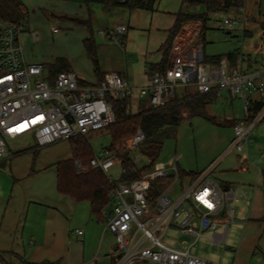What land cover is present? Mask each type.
<instances>
[{
    "label": "built area",
    "instance_id": "obj_1",
    "mask_svg": "<svg viewBox=\"0 0 264 264\" xmlns=\"http://www.w3.org/2000/svg\"><path fill=\"white\" fill-rule=\"evenodd\" d=\"M239 1L244 5L245 0ZM243 5L232 11L237 16L223 15L219 29L243 24L246 14ZM51 30L58 32L54 27ZM22 31L23 22H0V160L6 154L7 141L31 136L35 147L40 149L107 129L115 121L107 96L122 99L135 95L146 100L150 110L159 111L187 94L214 93L220 98L225 91L241 104L242 117L232 127L231 141V148L238 154L247 153L251 133L264 120V67L243 73L230 67L227 58H221L218 65L205 62L200 40L187 42L175 36L165 70L153 74L144 86L132 88L115 73L105 74L102 82L95 85H81L72 71H62L51 78L42 65L25 62L19 42ZM126 31L125 25H116L98 34L120 43ZM33 38L38 37L33 35ZM254 104L261 106L250 118ZM143 139V133L137 130L125 141L124 150L134 155ZM120 164L114 153L103 149L93 154L87 168L100 169L111 180L110 169ZM75 168L77 173L87 169L78 162ZM240 170H245V166ZM210 174L211 170L201 173L178 192L172 190L180 180L176 165L170 170L144 172L129 183L114 182L109 209L104 213L105 230L115 237L112 264H215L192 254L191 250L205 238L206 231H211L206 237L211 245L221 246L226 242L229 226L236 220L230 203L238 199L236 190L220 187L209 178ZM169 179L174 181L161 191L152 186L153 182ZM239 197L247 200L243 191ZM170 227L190 241L165 245L161 237ZM76 233L81 235L82 231Z\"/></svg>",
    "mask_w": 264,
    "mask_h": 264
},
{
    "label": "rangeland",
    "instance_id": "obj_2",
    "mask_svg": "<svg viewBox=\"0 0 264 264\" xmlns=\"http://www.w3.org/2000/svg\"><path fill=\"white\" fill-rule=\"evenodd\" d=\"M99 1L21 0L27 11V16L23 20V31L19 35V42L26 62L42 65L45 73H48L49 66L54 64L56 59H64L68 68L76 74L78 79L87 82L94 81L96 78L93 66L82 44L83 40L89 36V32L84 26L69 21L71 19L87 20L90 22L96 45L98 41L113 45L111 49H106L101 53L100 57L97 52V59L99 62L101 61L100 66L111 71L126 72L134 81L133 83L142 79L143 69L139 53L144 51V47L149 42L158 39L160 35L158 30L161 29L164 20L155 17L151 21L150 14L145 10L130 11L125 7L116 8L115 5L106 9L107 7ZM179 3L180 0H157L156 9L161 14L166 11L176 12L179 9ZM243 6L246 11L244 19L246 35H243L241 28H235L238 25L233 26L235 29L228 31L218 28L219 20L223 15L237 16L235 12L214 14L206 22L205 30L200 38L204 44L203 54L205 57H223L237 52L244 58L247 57L246 55H251L254 60H264V0H245ZM133 11H138L136 20L139 24L148 26L143 28L144 30L132 31V40L128 45L99 37L98 29L114 24L119 17L128 18ZM200 12H202L200 8L193 10V13ZM151 22L157 30L150 33L148 27ZM52 27L58 29V32L53 33ZM33 34L37 35V40L32 37ZM121 47L122 49H120ZM236 68L238 69V67ZM176 91L178 92V90ZM225 94L224 91L221 92V96L225 97ZM241 117V104L238 99L232 98L216 100L207 105L204 116H188L184 113L172 138L163 141L161 154L152 170L162 168L170 170L176 165L178 172L182 170L186 173H206L215 167L213 173L209 175L210 179L219 184L228 182L238 185V196H240V191H243L249 196L248 200L254 192L260 193V196L264 197L263 189L258 184L261 174H264V120L251 133L246 162L244 164L229 163L230 158L238 153L236 150H230L233 129L230 126H225L224 122L230 118ZM85 139L93 154L99 153L110 144L106 129L88 134ZM34 147L35 142L31 136L7 141L6 157L0 164V245H6L9 242L15 243V241H20L21 237L26 243L25 235L31 229L30 222L25 223L30 202L41 201L45 196L56 194L54 165L59 161L71 158L70 143L67 141L57 142L40 149L35 147L38 151L36 156L31 151L19 153ZM227 152L228 154H226ZM133 156L138 158L136 163L138 169L149 164L147 159L137 153ZM224 158H226L225 161H223ZM226 165H230V167L224 168ZM242 165L245 166V170H240ZM120 175L119 166H115L109 171V176L115 183L120 180ZM173 181L174 179L157 181L153 182L152 186L161 191ZM189 181V178L179 180L177 184L173 185L172 190L178 192ZM249 187L252 190L251 193ZM242 206L247 212L248 206L245 201L230 203V207L234 211ZM30 207L29 216L35 208L32 205ZM235 226L241 227L236 229ZM230 229L226 248L237 249L242 239L243 224L241 222L233 223L230 225ZM205 233L206 236L210 235L208 231ZM179 235L180 233L175 228L170 227L161 237V241L167 246H175ZM263 242L264 238L257 234L254 235L250 242L242 245L243 251L239 250L241 257L256 261L260 253L256 250V253L253 254V251ZM247 244L249 247H246ZM220 252L221 250L216 247L207 246L203 239H200L191 250V253L198 257L224 264L220 259ZM2 260H0V264H17L14 260Z\"/></svg>",
    "mask_w": 264,
    "mask_h": 264
},
{
    "label": "crops",
    "instance_id": "obj_3",
    "mask_svg": "<svg viewBox=\"0 0 264 264\" xmlns=\"http://www.w3.org/2000/svg\"><path fill=\"white\" fill-rule=\"evenodd\" d=\"M114 2L116 0H113ZM181 1L179 3L178 11H166L161 14L156 9L157 0H154V10L147 11L150 14L151 21L155 17H159V19H163V23L161 24L162 27L158 31H160V35L158 39H154V42H149L146 47H144V51L140 52V59L142 61V69H143V78L133 83L132 79L128 76L126 72L118 71H111L108 69L102 68L100 66L101 61L98 60V65L100 69V73L104 76L107 73H115L120 77L126 79L132 88H139L144 86L148 83L150 76H149V66L150 64H158L161 60L162 53L160 52V47L165 43L168 37V31L172 28L175 22V15L181 9ZM100 3L104 4L102 0L99 1ZM124 0H118L115 6L118 7H125ZM109 6L106 9H109ZM106 7V6H105ZM199 9V7H198ZM202 9V8H200ZM142 10V9H136ZM132 11V10H130ZM146 11V10H145ZM193 11V10H191ZM138 15V11H133L129 14L128 18L119 17L115 20V23L105 27L103 29H98L99 32H105L110 30L116 25H125L127 27L126 33L122 36L121 42L124 45H128L130 40H132V31H139L144 30L143 28H147V24H139L136 20V16ZM72 20V19H71ZM87 21V20H86ZM90 23V22H89ZM156 27L153 26V22L148 27L150 33ZM219 28V26H218ZM241 28L243 35H246L247 32L245 30L244 23L238 25ZM233 27L229 29H235ZM228 29V30H229ZM202 25L199 21H188L181 25L179 31L175 36L182 37L187 42L199 41L202 34ZM227 30V31H228ZM134 32V33H135ZM36 35V34H33ZM32 35V37H33ZM99 35V34H98ZM37 36V35H36ZM101 39H108L102 38ZM96 45V42H95ZM112 44H106L105 42L98 41L96 45V54L98 52L99 57L101 53L105 52L106 49H111ZM122 49V47L120 48ZM203 51H204V44H203ZM232 54V53H231ZM236 55V59L230 62V66L236 68L243 72V73H250L256 69H260L264 67V60L253 59L251 55H246L247 57L244 58L243 55L238 54L237 52L233 53ZM228 55V54H227ZM226 55V56H227ZM215 57V56H213ZM24 58V56H23ZM222 58H226L223 56ZM25 60V58H24ZM26 62V60H25ZM69 67V66H68ZM101 67V68H100ZM67 71H72L68 68ZM48 72V71H47ZM73 72V71H72ZM80 84L83 85H95L97 84V80L95 79L92 82L84 81L83 79H78ZM139 82V83H138ZM225 92V91H224ZM225 97L221 96L217 98V100H226L230 98L227 92H225ZM134 98H137L135 95ZM256 99H260V96H256ZM240 119V118H238ZM230 118L226 121L230 120H238ZM232 128V127H231ZM34 149H36L34 147ZM230 150H234L230 147ZM247 153H241L235 155L233 158H230L229 163H245L248 158ZM228 154V152L226 153ZM5 156L0 160V164L4 162ZM224 158L223 161H225ZM222 161V162H223ZM230 165H226L224 168H229ZM215 167H212L211 174L213 173ZM33 173V171H31ZM215 183L217 181L213 180ZM222 188H232L237 191L238 185H234L228 182H224L222 184L217 183ZM259 187L263 189L264 193V174L260 176V182L258 183ZM245 186V185H244ZM249 192L251 193L252 190L249 187ZM249 193V194H250ZM246 194V193H245ZM238 202H244L247 204V212L245 207H239L236 213V220L234 223L241 222L243 224V231H242V239L240 241V246L237 249L234 248H226L227 241L230 233V226L229 232L226 238V242L221 246L211 245L206 237L211 235V231L209 236H206L203 239V242L207 246L216 247V249L221 250L219 256L220 259L223 261L224 264H264V242L260 247H256L253 251V254L256 253V250L260 253L257 260L247 259L244 256L241 257L239 250L243 251V246L247 242H250L251 238L254 235H260V237L264 238V197L260 196V193L257 192L251 194L250 199L247 200L241 199L238 194H236ZM262 200V203H261ZM35 207L32 210V214L29 216V211L31 206ZM30 206L28 207V214L25 220L27 224L30 222L31 229L26 233V243L23 242L22 237L20 241L9 242L6 245H0V260L4 261V259H8L9 261H16L17 264H112L113 262V254L115 251V237L113 234L105 230V218L104 220H95L90 213V206L87 202H75L72 198L64 195H60L57 191L55 195H50L49 197H44L41 201L37 202H30ZM243 212L244 214H240ZM244 219V220H243ZM242 226V225H241ZM241 226H235L236 229H240ZM221 229L218 228V231ZM82 231L81 235H78L76 232ZM176 244L179 240H186L190 241L189 237H185L179 235L177 238ZM200 241V240H199ZM249 247V244H247ZM227 249V251H226ZM225 250V251H224ZM234 255V256H233ZM211 261V260H210ZM230 261V262H229ZM213 262V261H211ZM215 263V261L213 262ZM142 264H154L145 262ZM218 264V263H215Z\"/></svg>",
    "mask_w": 264,
    "mask_h": 264
},
{
    "label": "trees",
    "instance_id": "obj_4",
    "mask_svg": "<svg viewBox=\"0 0 264 264\" xmlns=\"http://www.w3.org/2000/svg\"><path fill=\"white\" fill-rule=\"evenodd\" d=\"M102 1L107 8L116 4L113 0ZM242 5L243 3L239 0H182L181 9L175 15L174 25L168 31V37L165 43L160 47V52L162 53L161 60L158 64H150L148 70L150 73L149 76L151 77L153 74L161 73L165 70L171 43L183 23L199 21L202 25V34L205 30L206 22L212 15L229 13ZM124 6H127L129 10L142 9L153 11L154 0H131L130 3H125ZM198 7L202 8V12L193 13L191 11ZM26 16L27 11L21 0H0V22L20 23L23 22ZM69 21L76 25L84 26L89 32V36L83 40L82 44L87 57L92 63L97 84H100L104 76L100 73L96 45L92 36L90 23L89 21L73 19ZM225 57L229 64L236 59L235 54H228ZM221 58V56L209 58L204 56V61L218 65ZM67 70L68 64L64 59H56L54 64L48 68L51 78L57 73ZM216 100L217 95L214 93L202 96L187 94L182 98L175 99L164 109L152 111L148 108L146 100H140L134 97L116 99L107 96V101L112 105L115 121L106 129L110 144L104 149L110 153H114L121 161V175L118 182L129 183L138 179L142 173L151 171L154 163L161 154L163 141L172 138L180 121L183 119L184 113L188 116H204L206 106ZM260 106L261 104H254L250 118L254 116ZM178 112L181 113L180 118H177ZM236 121H225L224 125L233 127ZM137 130L143 133L144 139L137 147L135 153L147 159L149 162L142 169L137 168L133 154L124 150L125 141L134 136ZM69 143L71 158L59 161L54 165L56 191L60 195L72 198L77 203H89L91 216L95 220H104V213L109 209V196L114 187V181L109 180L100 169L87 168L89 161L93 157V152L85 138H75ZM26 151H31L34 156L38 153L34 148L23 150L19 153ZM75 162H78L82 167L87 169L84 172L77 173ZM200 174L198 172L186 173L182 170L178 172L180 180L189 178V182L193 181Z\"/></svg>",
    "mask_w": 264,
    "mask_h": 264
},
{
    "label": "water",
    "instance_id": "obj_5",
    "mask_svg": "<svg viewBox=\"0 0 264 264\" xmlns=\"http://www.w3.org/2000/svg\"><path fill=\"white\" fill-rule=\"evenodd\" d=\"M181 117V113L180 112H178V117L177 118H180Z\"/></svg>",
    "mask_w": 264,
    "mask_h": 264
}]
</instances>
